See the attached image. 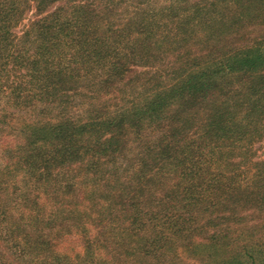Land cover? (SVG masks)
<instances>
[{
	"label": "trees",
	"instance_id": "16d2710c",
	"mask_svg": "<svg viewBox=\"0 0 264 264\" xmlns=\"http://www.w3.org/2000/svg\"><path fill=\"white\" fill-rule=\"evenodd\" d=\"M149 3L0 0V108L30 117L4 152L21 182L12 204L34 224L54 200L55 226L71 219L84 253L99 243L87 219L154 215L169 231L164 248L191 246L183 234L198 230L192 253L240 263L231 255L252 246L236 235L231 249L232 231L264 220V176L241 198L239 173L264 126V0ZM131 148L140 154L124 176ZM12 211L0 200L4 218ZM3 228L0 264H11ZM33 241L48 245L41 233Z\"/></svg>",
	"mask_w": 264,
	"mask_h": 264
},
{
	"label": "rangeland",
	"instance_id": "374dc122",
	"mask_svg": "<svg viewBox=\"0 0 264 264\" xmlns=\"http://www.w3.org/2000/svg\"><path fill=\"white\" fill-rule=\"evenodd\" d=\"M165 1L150 0L149 4L154 5L156 2L164 4ZM32 13L33 9L26 13L23 24L27 23ZM23 24L15 28V31H21ZM6 114V117H4L0 108V120H4L0 122V200H3V202L6 200L8 203L10 200L14 215L11 218H4L0 214V227H4L2 230V237L5 240L3 246L5 245L4 249L6 246L8 247L6 249L7 253L2 254L8 262L11 264H218V261L221 260L223 255H216V253L191 252V246L193 247L194 241H199L201 237L198 236V230L192 232L190 236L186 232L183 234L184 237L186 236L190 239L191 246L187 247V243H179L173 247V251L164 248L162 245L169 237V231L165 228L166 226H163L162 221L159 222L156 220L157 217L155 218L154 215L153 217L151 215L149 219L143 215L140 225H138V221L136 223L134 222V218H128L126 220L121 216L112 218L113 216H107L109 213L106 215V212L105 215L103 214L104 217H100L102 219L101 222H97L96 219L94 221V218L92 221L91 219H87V226L91 227L93 225L92 228H89V231L91 230V233L96 234L99 238L98 247H95L93 254L82 252L77 236L79 233L75 232L71 219L64 220L65 225L63 228L57 229L55 225L59 223V220H56L52 216V213L55 211L53 209L55 207L52 205L54 200H52V203H48L39 209V218L41 217L40 219L42 220L32 224L29 221L30 218H19L21 208L23 207L19 203L12 204L11 199L16 189L18 192L22 191L21 182L14 176L16 175L15 172H9V169L13 168L14 165L11 163L12 160L4 152L7 153L9 146H12L10 148L12 149L15 144L21 141L24 123L30 117L28 113L20 112V110ZM259 123L260 125H264V120H261ZM130 150L122 156L123 159H120L117 165L121 166L119 173L124 176L125 172L123 171V167L127 163L130 152L136 155L140 154V148H131ZM237 161L238 159L236 163ZM263 161L264 126H261V134L256 136L250 144L248 159L240 166V170H246L245 173L239 172L241 174L240 180L245 179L241 198L248 196V190H250L253 182L259 180V176H264V171L260 172L264 170V165H262ZM133 168L134 166L128 168L129 173H134ZM115 172L118 174L116 170ZM55 194H50L52 196L49 197L57 196V193ZM239 196L240 193L237 197ZM115 208H121V206L117 205ZM243 210L244 212L250 211L248 209ZM244 212L241 210V213ZM95 215L97 216V213L93 214V216ZM262 221L260 222V226H256L251 230L245 228V223L240 222L241 224L236 225V229L232 231L230 248L236 251V246H240L246 241L252 247L250 253H233L231 256H236L240 260V263L233 262V264H264V225L262 224L264 220ZM69 225H72L71 228ZM163 231H165L164 236L162 234ZM199 231H202L201 228ZM39 233L47 241V247L45 245L41 246L36 241H33L34 235ZM138 233L144 234L143 242L141 243V245L145 243L144 248L138 244ZM236 235L239 236L242 244L236 243ZM27 239L30 241L29 244L24 242L28 241ZM209 243L210 241L204 244L209 245ZM154 244L161 245V247L159 248ZM156 247L158 249H155ZM208 251L210 250L207 249L205 252Z\"/></svg>",
	"mask_w": 264,
	"mask_h": 264
}]
</instances>
